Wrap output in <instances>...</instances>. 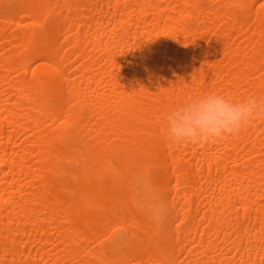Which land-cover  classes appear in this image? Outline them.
I'll return each instance as SVG.
<instances>
[{"label":"bare ground","instance_id":"obj_1","mask_svg":"<svg viewBox=\"0 0 264 264\" xmlns=\"http://www.w3.org/2000/svg\"><path fill=\"white\" fill-rule=\"evenodd\" d=\"M208 93L264 96V0H0V264H264V120L162 134Z\"/></svg>","mask_w":264,"mask_h":264},{"label":"clouds","instance_id":"obj_2","mask_svg":"<svg viewBox=\"0 0 264 264\" xmlns=\"http://www.w3.org/2000/svg\"><path fill=\"white\" fill-rule=\"evenodd\" d=\"M164 120L162 134L174 147L237 136L264 120V96L236 100L208 93L174 107ZM130 199L136 211L153 224L163 221L167 211L164 194L150 176L133 177Z\"/></svg>","mask_w":264,"mask_h":264}]
</instances>
